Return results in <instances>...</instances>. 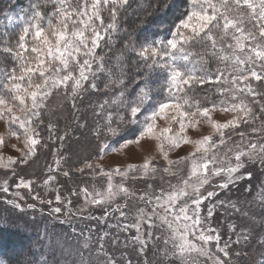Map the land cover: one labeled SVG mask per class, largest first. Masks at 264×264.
Masks as SVG:
<instances>
[{
	"label": "snow or ice",
	"instance_id": "6c2138e0",
	"mask_svg": "<svg viewBox=\"0 0 264 264\" xmlns=\"http://www.w3.org/2000/svg\"><path fill=\"white\" fill-rule=\"evenodd\" d=\"M127 4L128 0H27L19 15L5 13L8 26L17 20L21 23L14 39L9 38L7 29L0 31V54L10 58L12 62L11 65L0 63V120H6L10 126L16 125L18 129L23 130L27 152L23 153L19 163H27V157L35 155L36 146L40 144L37 128L44 123L41 112L52 91H68L70 86V95L75 101L84 90L85 83H89L92 89L96 88L94 81L98 71H108L110 82L119 85L121 90L113 101L117 108L115 114L111 111L106 113L104 130L97 129L96 138L99 140L101 137H115L113 143L121 148L130 143H139L145 137L156 139L161 142L160 150L169 165L163 172L168 174H173L172 166L179 165L186 159L191 161L190 177L195 178V183L189 185L188 180H185L183 186L170 192L161 191L151 195L146 193L140 197L153 205L152 216H156L162 226H167L169 239L173 244L172 254L180 259L181 264H197L195 257H210L207 245L215 242L217 251L227 258V264H233L231 255L246 256L247 253L234 250L230 253L231 244L247 245L251 239H255L254 247L258 246L259 251L256 253L254 264H264V233L254 237L251 229H241L236 234L235 241L229 237L221 246L219 232L205 223L210 221L217 205L210 204L207 215L201 216L202 203L211 200L217 193L209 191L206 195H201L199 191L208 183L209 174L226 175L227 181L219 185L222 189L228 188L234 179H251V172H247L246 176L238 173L244 164L242 157L252 159L257 145L251 144L249 152H236L234 166L230 164L227 168H221L215 167L216 158L211 154L212 149L217 147L212 136L193 141L185 134L188 128H196L200 124L199 118H203L218 133V143L223 145L226 129L234 131L241 123L257 119L253 108L243 98L236 103L227 99L212 101L204 97L208 106H202L198 99L193 100L189 96L190 92L201 85H216L215 91L221 96L230 95L232 101L238 97H251L252 103L259 105L261 113H264V104H260V101L264 100V91H258L253 86V81L264 84V0H188L186 14L178 20L166 40L154 38L149 42L147 37L142 41L137 37V44L129 39L125 50L131 48L133 52H137L139 48L137 55L144 61L145 68L149 71L159 69L165 74L163 94L157 93L162 95L159 100L153 98V90L147 78L143 80L142 86L138 85L139 93H132L133 98L128 99L124 73L120 70L123 67V53L115 58L119 61L114 65L115 72L105 69V57L97 54L98 49L103 51L108 47L113 35L120 30L117 23L119 10ZM49 6L51 11L46 10ZM103 13H107V23ZM197 46L203 47L204 51L193 52L192 49ZM208 54L223 67H217L215 70L208 68V61L204 58ZM197 56L199 59H196ZM157 57H160V60H157ZM222 85L231 87L225 88ZM107 104L108 101H105L99 107L103 110ZM73 106L75 107V104ZM186 108L188 110H185ZM217 109L234 112L236 115L221 123L212 118V113ZM168 110L173 113L170 119L178 125L177 129L158 128L157 118L166 116ZM122 126H125L123 131ZM46 127L49 139H52L54 125L49 123ZM258 131H264V126L261 129H252L253 133ZM129 134L134 139H127ZM11 135L16 136L17 132L13 131ZM240 135L243 138L244 134ZM59 139L62 142L64 137ZM182 143H194L196 152L181 160L169 159L165 144L169 150H173ZM3 144L4 138L0 136V145ZM98 147L102 153L105 149L114 150L107 143ZM259 153L260 163L264 164V145L260 146ZM3 159L0 157V161ZM8 161V164L2 166L8 168L17 163L11 157ZM57 165L59 166V161ZM85 168L93 169V165L86 164ZM156 171L151 160L139 166L129 165L123 170L116 168L105 173L108 177L105 191L93 195L87 188H83L82 192L86 202L94 205L107 204L117 195L130 194L128 187L123 184H113V172L122 179H127L129 173L139 172L141 176L150 178ZM64 175L67 176L68 172H64ZM54 181L55 176L50 174L44 184L48 186ZM32 183L31 180L20 178L15 188L30 190ZM189 187L195 198H191V194L186 191ZM9 191L8 182L4 180L0 183V192L7 194ZM14 196L19 198L21 193L16 191ZM181 197L191 198V203H185L177 209L175 205ZM34 198L39 199V194ZM64 200L69 205L67 211L70 213L71 200ZM64 200L57 191L55 201L63 204ZM6 203L19 206L14 200H6ZM47 203L51 205L53 201L49 200ZM119 208L117 205V210ZM157 209H163L164 214H159ZM62 211L60 206L51 209L52 214H62ZM120 214L125 216L123 211ZM152 216H148L143 209L139 210L140 223L132 226L138 233L135 240L140 241L141 223L145 220L150 222ZM152 226L149 223V227ZM124 227L127 229L128 226ZM235 227L232 226L233 231ZM73 232L75 233V229ZM196 241L202 243L198 244ZM145 243L141 241V251ZM83 247L86 248L87 244ZM77 254L79 264H88L82 252ZM210 258L213 264H225V260L219 256ZM0 264H4V261L0 260ZM40 264H56V261H48L45 258ZM62 264L68 262L65 260ZM106 264H114V261L108 258Z\"/></svg>",
	"mask_w": 264,
	"mask_h": 264
},
{
	"label": "rangeland",
	"instance_id": "374dc122",
	"mask_svg": "<svg viewBox=\"0 0 264 264\" xmlns=\"http://www.w3.org/2000/svg\"><path fill=\"white\" fill-rule=\"evenodd\" d=\"M3 1H5L2 2L4 5L0 6V31L7 29L9 38L14 39L21 23L17 20L13 25L8 26L5 13L19 15V6L16 4L19 2ZM138 4L143 3L141 0H135L133 3L132 0H128L126 7L119 10L117 23L120 30L113 35L108 47L103 51L98 49L97 54L105 57L107 61L105 69H112L115 72L114 65L119 63L115 58L123 53V67L120 70L124 73L128 99L133 98L132 93H139L138 85L142 86L143 80L147 78L153 90V98L159 100L162 99V95L157 93L163 94L165 74L159 69L151 71L146 69L144 61L137 55L139 48L137 52H133L131 48L125 50V44L129 39L138 44L137 37L140 41L146 37L141 35L139 26H144L147 15L142 21H136L138 28L135 30L125 23V17L128 14L133 17L138 16L139 13H136L134 8V5ZM149 9L152 12L154 7L151 6ZM47 11H51V6ZM103 14L107 23V13ZM151 40L153 39H148L149 42ZM192 51L201 53L203 48L197 46L196 50L193 48ZM0 59L7 60L8 63L4 65L12 63L10 58L3 54H0ZM156 59L160 60V57ZM155 73L158 77L153 78ZM94 82L96 88L92 89L89 83H85L84 90L75 101L70 95V86L68 91L64 89L52 91L41 112L44 123L37 128L40 144L36 146L35 155L27 157V163H19L23 153L27 152L23 130L18 129L16 125L10 126L6 120H0V136L4 138V144L0 145V157L4 158L0 161V183L7 180L10 187L9 193L0 192L1 240L4 242L6 238H12L10 239L12 250L22 254L24 252L21 249L24 246L21 247V244L33 245L37 250L36 264H40L45 258L48 261L55 260L59 264L65 260L68 264H79L77 253L81 252L88 264H106L108 258H111L114 264H129V262L130 264H181L180 259L172 254L173 244L169 239L170 232L167 226H162L158 218L152 216L153 205L141 200L140 197L146 193L151 195L159 194L161 191L170 192L183 186L185 180H188L189 185L195 183V178L190 177L191 161L186 159L183 163L172 166L173 174H168L163 172V169L169 165L160 150L161 142L156 139L145 137L139 143H130L122 148L113 143L115 137H101L98 140L96 130H104L107 112L111 111L115 114L117 108L113 101L121 89L119 85L110 82L108 71H98ZM253 86L258 91H264V84L260 82L253 81ZM222 87L230 88L231 85H222ZM213 94H217L220 98H213ZM189 96L193 100L198 99L202 106H208L204 97L212 101L227 99L229 102L236 103L243 98L256 113L257 119L241 123L234 131L226 129L223 145L218 143V133L203 118H199L200 124L196 128H188L185 134L193 141L202 139L204 136H212L217 147L212 149L211 154H214L216 158L215 167L221 168H227L230 164L234 166L236 152H249L251 144L257 145L252 159L242 157L244 164L238 173L246 176L247 172H251V179L245 178L239 181L234 179L228 188L222 189L219 185L227 181L226 175L209 174L208 183L199 191L201 195H206L209 191L217 193L211 200H205L202 203L201 216L207 215L210 204L217 205L214 215L205 223L219 232L221 246L229 237L235 241L236 234L241 229H251L254 237L264 233V164H261L259 159V148L264 145V131L252 132L253 128L261 129L264 126V113H261L259 105L252 103L251 97H238L237 100L232 101L228 94L221 96L217 91H211L209 85L199 86L190 92ZM105 101H108V104L101 110L99 105L104 104ZM260 104H264V100H261ZM172 114V111L168 110L166 116H159L158 128L177 129L178 125L170 119ZM124 115L127 116V113ZM235 115L234 112L217 109L212 113V118L224 123ZM49 123L54 125L52 139H49L46 127ZM124 127H121V131ZM13 131L17 132L16 136L11 135ZM240 133L244 134L243 138ZM59 137H64L62 142ZM127 139H134V137L129 134ZM102 143L109 144L114 150L105 149L102 153L98 147ZM165 151H168L169 159L177 161L190 157L196 152V145L182 143L178 148L169 150L165 144ZM9 157L14 158L17 163L5 168L2 165L9 163ZM148 160H151L157 169L156 174L150 178L136 172L129 173L127 179H122L113 172V184H123L128 187L129 195H117L111 202L102 205L86 202L82 189L87 188L93 195L96 192L105 191L108 183L105 173L112 172L116 168L123 170L129 165H143ZM86 164H92L93 169L85 168ZM49 169L52 171L50 172ZM81 169H83L82 172ZM64 172H68V175L65 176ZM50 174L55 176V181L46 186L44 181ZM20 178L33 182L30 190L15 188ZM16 191L21 193L19 198L14 196ZM57 191L62 200L64 198L71 200L70 213L67 211L69 205L66 200L63 204L55 201ZM186 191L191 194V187ZM36 194H39V199L34 198ZM191 198H195V195L191 194ZM191 198L181 197L175 207L178 209L185 203L190 204ZM6 200H14L19 206L10 205L6 203ZM49 200L53 201L51 205L47 203ZM117 205L120 206L119 210ZM57 206L62 207V214L51 213V209ZM140 209H143L148 216H152V220L141 223L140 241H137L134 238L138 233L132 226L140 223L138 220ZM121 211L125 213V216H121ZM157 211L161 215L164 214L163 209H157ZM106 213H108L107 216ZM149 223L153 225L151 228ZM125 225L128 226L127 229ZM233 225L236 226L235 231L232 230ZM141 241L146 242L143 251H141ZM196 243L202 242L196 241ZM84 244H87L86 248L83 247ZM255 245V239H251L247 245L242 243L241 246H237L232 243L230 253L233 250L238 253H247L246 256L231 255L233 264H254L257 258L256 253L259 251L258 246L254 247ZM207 247L210 249V257L219 256L227 264V258L217 251L215 242ZM1 254L0 252V260H3L4 264H9L4 254ZM210 257L196 256L195 260L197 264H213ZM23 264L29 263L24 261Z\"/></svg>",
	"mask_w": 264,
	"mask_h": 264
},
{
	"label": "trees",
	"instance_id": "16d2710c",
	"mask_svg": "<svg viewBox=\"0 0 264 264\" xmlns=\"http://www.w3.org/2000/svg\"><path fill=\"white\" fill-rule=\"evenodd\" d=\"M15 1L20 3V4L16 3L19 6V10L25 7L27 3V0H15ZM134 1L135 0H132V3ZM2 2L5 1L0 0V6L4 5V3ZM141 2L143 3L142 5L139 4L134 5V8L136 9V13H139L138 16L133 17V15L128 14L125 17V23L131 29L135 30L136 28H138L136 21H142L143 18L147 15V17L145 18L144 26L143 25L139 26V29L141 30L142 33L141 35L143 36L145 35L148 39L156 38V39L166 40L167 38H169V33L173 30L178 20L184 17V15L186 14V9L188 7V0H141ZM151 6L154 7L152 12L149 11L150 10L149 8ZM149 13H151L150 16ZM130 28L128 30L129 32H130ZM194 49L196 50V47H194ZM204 58L208 61L206 66L210 69L215 70L217 67H223V65L218 64L217 61L213 59L210 54L205 55ZM196 59H199V56H197ZM6 62L7 60L0 59V63L5 64ZM129 74H132V72L131 73L129 72ZM156 77H158V74L155 73L153 75V78ZM216 87H217L216 85H209L211 91H214ZM213 88L214 90H212ZM213 95L212 97L215 99L220 98V96H218L217 94L216 95L213 94ZM1 238L2 235L0 234V252L4 254V257L7 258L9 264H23L24 261L26 263L32 262V264L34 263L36 264L37 259L35 258H37L36 257L37 250L33 245H31L30 243L21 244V247L24 246V248L21 249L24 252L22 254V252H17L16 250H12L11 247L12 243H10L11 241L10 239L12 238H6L4 242H2ZM20 242L22 241L20 240Z\"/></svg>",
	"mask_w": 264,
	"mask_h": 264
}]
</instances>
